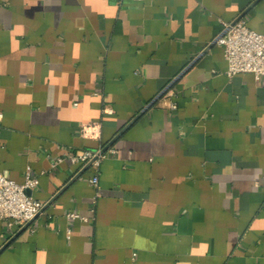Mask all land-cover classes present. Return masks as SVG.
<instances>
[{
    "label": "crops",
    "instance_id": "crops-1",
    "mask_svg": "<svg viewBox=\"0 0 264 264\" xmlns=\"http://www.w3.org/2000/svg\"><path fill=\"white\" fill-rule=\"evenodd\" d=\"M239 17L264 35V0H0V173L44 206L0 264H264V78L213 43ZM134 118L96 187L62 159Z\"/></svg>",
    "mask_w": 264,
    "mask_h": 264
},
{
    "label": "built area",
    "instance_id": "built-area-1",
    "mask_svg": "<svg viewBox=\"0 0 264 264\" xmlns=\"http://www.w3.org/2000/svg\"><path fill=\"white\" fill-rule=\"evenodd\" d=\"M213 43L223 50L227 78L241 74H250L257 81L264 78V35L248 29L243 20L239 19L230 23L221 22V30L214 38ZM168 109L173 111L176 109V105L169 102ZM104 113L109 115L112 114V111L110 108H105ZM85 128L86 126H82L80 133L83 134ZM104 155L105 152L99 148L79 150L74 153L67 152L62 159H67L81 167L88 165V168L94 172L89 183L96 187L97 170ZM62 159H58L57 162ZM38 183V179L32 177L28 170H26L21 183H16L0 173V220L7 227L20 230L42 212L43 204L30 195ZM78 217L75 213L66 215L68 219Z\"/></svg>",
    "mask_w": 264,
    "mask_h": 264
},
{
    "label": "water",
    "instance_id": "water-1",
    "mask_svg": "<svg viewBox=\"0 0 264 264\" xmlns=\"http://www.w3.org/2000/svg\"><path fill=\"white\" fill-rule=\"evenodd\" d=\"M241 17V16H240ZM240 17L237 19V20H239L240 19ZM237 20H235V21H237ZM137 118V117H136ZM136 118H134L132 121H130L103 149H102V152H105V150L133 123V121L136 119ZM84 168H88V165H86ZM30 223V222H29ZM29 223L26 225V226H24L21 230H23V229H25L28 225H29ZM20 230V231H21ZM9 243H7V244H5L2 248H0V252L3 250V249H5V247L8 245Z\"/></svg>",
    "mask_w": 264,
    "mask_h": 264
}]
</instances>
